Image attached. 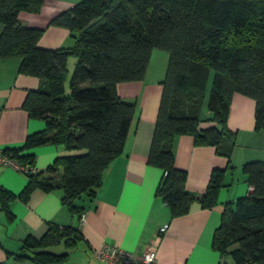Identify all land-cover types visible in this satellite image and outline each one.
<instances>
[{
	"label": "trees",
	"instance_id": "obj_1",
	"mask_svg": "<svg viewBox=\"0 0 264 264\" xmlns=\"http://www.w3.org/2000/svg\"><path fill=\"white\" fill-rule=\"evenodd\" d=\"M42 2L0 0V58L20 56L19 71L39 79L23 107L45 124L19 149L4 150L30 165L34 154H19L20 149L54 143L67 153L44 171L27 172L19 197L25 200L36 187L60 188L62 202L80 216L83 208L75 200L94 195L103 171L122 152L135 111V102L119 97L115 86L141 80L158 49L167 53V63L147 156V163L162 170L155 195L172 216L188 212L194 199L212 206L222 170L213 169L205 191L192 195L185 189L186 172L174 166L173 141L190 134L195 143L229 156L234 137L225 123L234 93L254 100L255 126L264 128V0H80L50 19L72 38L71 46L54 49L37 45L42 29L18 20L20 11L38 12ZM69 56L75 62L68 77ZM211 72L206 105L213 125L200 128ZM242 171L250 191L224 205L211 246L234 264H264V160L246 161ZM13 197L0 190V206ZM77 237L76 228L50 225L40 239L24 241V247L35 249L32 254L18 257L55 264L66 253L42 248Z\"/></svg>",
	"mask_w": 264,
	"mask_h": 264
},
{
	"label": "crops",
	"instance_id": "obj_2",
	"mask_svg": "<svg viewBox=\"0 0 264 264\" xmlns=\"http://www.w3.org/2000/svg\"><path fill=\"white\" fill-rule=\"evenodd\" d=\"M78 1L43 0L38 12L20 11L18 20L22 25L42 29L38 46L66 48L72 44L69 31L49 21ZM74 62L69 56L68 77ZM20 63V56L0 58V148L19 149L28 134L45 128L43 120L30 117L23 107L28 91L39 86V79L21 73ZM166 63L167 53L154 49L141 80L116 84L117 95L134 101L135 111L122 152L103 171L102 182L94 195H83L75 200V204L83 208L80 216L62 202L60 188L46 191L36 187L25 200L21 199L19 194L28 180L27 174L0 165V190L14 196L6 207L0 206V262L36 264L18 257L30 256L35 250L24 247V241L40 239L50 225H55L76 228L79 235L73 241L68 240L69 244L60 239L42 248L66 253V257L55 264H106L95 256L102 244L140 255L157 237L156 264H234L230 257L221 258L212 248V235L219 225L224 205L250 191L242 165L249 160H264V128L255 126L254 100L234 93L225 123L234 137L229 156L220 154L213 145L195 143L190 134L177 135L173 141L174 166L186 172L185 189L194 196L201 195L213 169L222 170V185L212 206L202 207L194 199L188 212L172 216L161 198L155 195L162 170L147 163ZM199 115L200 128L213 125L208 120L211 113L204 99ZM65 153L62 144L54 143L19 152L34 154L35 171H44L56 156ZM162 226L166 229L160 232Z\"/></svg>",
	"mask_w": 264,
	"mask_h": 264
},
{
	"label": "built area",
	"instance_id": "obj_3",
	"mask_svg": "<svg viewBox=\"0 0 264 264\" xmlns=\"http://www.w3.org/2000/svg\"><path fill=\"white\" fill-rule=\"evenodd\" d=\"M0 165L9 166L17 171L27 173L35 171L31 164H22L16 161L11 154L6 152L4 148H0ZM81 220L83 216L81 215ZM166 226L160 227V232L164 231ZM149 242L140 255H134L130 251L110 244H102L96 251L95 256L106 264H156V247L157 241Z\"/></svg>",
	"mask_w": 264,
	"mask_h": 264
},
{
	"label": "rangeland",
	"instance_id": "obj_4",
	"mask_svg": "<svg viewBox=\"0 0 264 264\" xmlns=\"http://www.w3.org/2000/svg\"><path fill=\"white\" fill-rule=\"evenodd\" d=\"M158 51H162V50H158ZM166 55V54H165ZM72 61L74 62V58L72 57ZM211 78H212V72H211V75H210V78H209V81H208V85L206 87V92H205V97H204V102H206L207 98H208V93H209V90H210V82H211Z\"/></svg>",
	"mask_w": 264,
	"mask_h": 264
}]
</instances>
